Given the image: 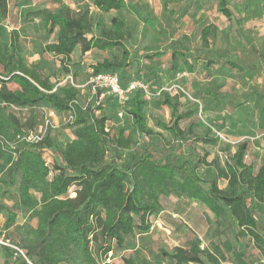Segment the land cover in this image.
<instances>
[{
  "label": "trees",
  "instance_id": "trees-1",
  "mask_svg": "<svg viewBox=\"0 0 264 264\" xmlns=\"http://www.w3.org/2000/svg\"><path fill=\"white\" fill-rule=\"evenodd\" d=\"M57 1L59 6L55 10L39 8L25 14L29 19L40 18L47 34L57 28L55 41L44 44L42 51L68 59L78 45L81 53L120 48L119 57L104 58L92 65L90 75L117 72L122 85L130 80L122 76L120 69L135 60L137 54L125 45L130 31L123 21L113 16L106 26L98 16L93 24L87 11L74 13L68 4ZM93 5L100 13L126 8L124 0H93ZM219 11L227 19L231 17L226 0H219ZM6 15L7 0H0V18ZM140 18L155 29V19ZM93 28L96 34L91 33ZM209 34L210 26L206 25L200 37L203 47L208 46ZM189 51V36L182 34L174 43L171 56L185 57ZM20 52L18 32L13 30L8 43L0 42V175L4 177L0 178V194L9 195L7 187L16 186L12 195L27 210L29 218L36 219V225L16 245L23 253L4 247L12 257V262L7 264H63L73 248L79 251L85 264H117L106 260L115 248L123 247L128 236L149 231V217L160 209V195L185 196L198 201L216 220L229 216L237 227L236 236L247 237L264 263V217L257 216L264 203V160L256 170L245 161L247 141L240 142L223 160L208 159V153L195 151L179 160L176 152L166 151L151 137L153 132L145 114L148 101L139 91L124 101L132 131L110 130L107 116L96 113L100 106L79 103V89L69 81L54 87L39 70L26 64ZM161 55L163 52L158 51L149 58ZM230 65L244 70L240 65ZM64 70L68 72L67 67ZM187 71H192L189 64ZM245 71L249 73L251 69ZM9 83L16 87L9 88ZM105 100L115 101V98L108 96ZM160 103L170 108V118L158 122V126L174 138L182 139L184 130L180 122L191 117L194 110L180 111L178 100H171L168 95ZM10 106L30 109L48 106L58 113L69 112L71 139L62 145L48 134L37 142L22 140L23 135L34 131L36 114L31 112L22 121L7 110ZM132 132L140 138L136 152H128L134 141ZM196 139L204 143L216 141L206 137ZM156 152L166 159L155 157ZM44 154L52 157L51 166ZM200 166L212 167L213 177L201 176ZM51 171L54 173L50 176ZM219 179L225 181V187L218 184ZM72 186L76 187L75 194L70 196L68 191ZM7 211L6 221L11 224L15 214ZM93 242L99 243L95 251ZM223 251L231 253L236 264H248L242 252L233 250L228 240L215 246L221 258ZM162 253L174 264L199 263L202 255L210 262L218 260L214 253L200 248L197 237L189 240L187 247L176 246L171 252ZM122 262L150 264L134 257H123Z\"/></svg>",
  "mask_w": 264,
  "mask_h": 264
},
{
  "label": "rangeland",
  "instance_id": "rangeland-1",
  "mask_svg": "<svg viewBox=\"0 0 264 264\" xmlns=\"http://www.w3.org/2000/svg\"><path fill=\"white\" fill-rule=\"evenodd\" d=\"M69 5L74 13L87 11L89 18L95 23L101 16L105 25L109 19L119 17L130 31L125 45L136 59L120 70L125 79L142 77L152 92H160L148 100L145 107L146 122L152 130V138L168 152H176L179 160L188 157L190 151L200 154L208 153V159L223 160L231 154L236 146L247 141L248 148L245 161L251 163L256 170L264 160V0H226L231 17L227 19L219 11V4L213 7V0H181L173 5L171 0H124L125 9L100 13L93 5V0H61ZM175 2V1H174ZM57 0H7V15L0 18V42L8 43L11 32H18L21 56L26 64L39 70L54 87L69 81L79 89L78 102L82 105L100 106L97 114L107 116V127L110 130L125 129L132 131V124L126 113L117 116V111L125 104L117 101L99 100L91 94L88 79L92 65L104 58L119 57L121 49H91L80 52L79 45L72 51L68 59L59 55L42 51L44 44L55 41L57 28L47 34L40 18L29 19L25 14L39 8L57 9ZM141 17L156 20L152 29ZM210 26L207 47L201 44V30ZM96 34V29H92ZM182 34L189 36L190 51L185 57L172 58L174 43ZM163 52L159 57L149 58L155 52ZM185 61L187 63H185ZM230 63L242 66L244 70L233 68ZM188 64L192 71H187ZM67 67L68 72L64 70ZM250 68L251 72L246 73ZM177 84V88L169 89ZM9 88H15L13 83ZM178 100L179 110H194V114L180 122L184 130L182 139H176L163 131L158 122H167L170 108L161 105L164 96ZM8 111L16 114L22 121L29 114H36L34 132L48 134L57 144L62 145L72 137L69 127V112L58 113L48 106L30 108L8 107ZM48 126L44 130V121ZM133 133L131 150H139L140 138ZM200 137L215 138V142L198 141ZM139 140V141H138ZM159 159H166L154 153ZM45 161L51 166L52 157L44 154ZM169 158V157H167ZM201 176L211 178L212 167L200 166ZM54 171L50 172V176ZM0 178H4L3 174ZM218 184L225 187V181L219 179ZM206 186V185H205ZM9 195L0 194V264L12 262V257L4 247L10 250L25 236L31 227H35L36 219L29 218L28 212L16 200V186L7 187ZM75 186L70 187L68 194H75ZM32 194L37 196L36 191ZM160 209L149 217L150 229L146 233H134L126 238L122 248H115L106 262L122 264L123 257H134L150 264H174V261L162 252H171L176 246L187 247L189 240L197 237L200 248L214 253L217 262L208 261L204 255L202 261L190 264H236L231 253L223 251V258L215 252L228 240L233 250L240 251L248 264H264L260 253L247 238L236 236L237 227L229 216L216 220L214 215L200 202L185 196L160 195ZM15 214L14 222L6 219L8 211ZM264 217V203L257 214ZM260 229V227H258ZM99 243L92 244L93 251ZM17 247V246H16ZM12 249V250H13ZM110 254V253H109ZM108 254V256H110ZM63 264H85L81 254L73 248Z\"/></svg>",
  "mask_w": 264,
  "mask_h": 264
},
{
  "label": "built area",
  "instance_id": "built-area-1",
  "mask_svg": "<svg viewBox=\"0 0 264 264\" xmlns=\"http://www.w3.org/2000/svg\"><path fill=\"white\" fill-rule=\"evenodd\" d=\"M88 85L91 94L96 95L99 100H103L108 96H113L118 104H124V101L128 95L133 94L135 91H139L142 97L148 101L155 95H159L160 92H152L148 82L140 78H133L128 80L124 85L121 84L119 74L117 72H100L91 74L88 79ZM177 88V84H173L169 89ZM17 108L15 106H12ZM124 111L122 106L117 111V116L120 118L123 116ZM71 119V116H69ZM44 130L48 126V120H45ZM43 137L42 132L29 131L27 134L21 137L22 140L29 142H37ZM0 243H3L0 239ZM20 253H23L18 247L14 246Z\"/></svg>",
  "mask_w": 264,
  "mask_h": 264
},
{
  "label": "crops",
  "instance_id": "crops-1",
  "mask_svg": "<svg viewBox=\"0 0 264 264\" xmlns=\"http://www.w3.org/2000/svg\"><path fill=\"white\" fill-rule=\"evenodd\" d=\"M174 1H175V2H174ZM177 1H179V0H171V2L174 3L173 5H176V4L178 5L179 2H177ZM181 1L183 2L184 0H181ZM189 1H190V0H189ZM213 1H214L213 4H212L213 7H215V2H216V4H217V6H218V4H219V0H213ZM204 4H205L204 0H201V1H200V5L203 6Z\"/></svg>",
  "mask_w": 264,
  "mask_h": 264
}]
</instances>
